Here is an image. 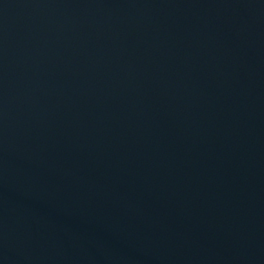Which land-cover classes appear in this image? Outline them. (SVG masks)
<instances>
[{
  "label": "water",
  "instance_id": "1",
  "mask_svg": "<svg viewBox=\"0 0 264 264\" xmlns=\"http://www.w3.org/2000/svg\"><path fill=\"white\" fill-rule=\"evenodd\" d=\"M0 264H264V0H0Z\"/></svg>",
  "mask_w": 264,
  "mask_h": 264
}]
</instances>
